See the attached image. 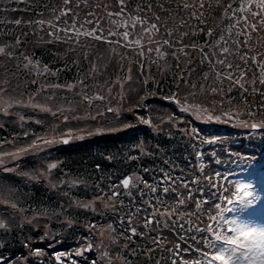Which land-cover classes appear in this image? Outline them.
Instances as JSON below:
<instances>
[{
    "label": "trees",
    "instance_id": "obj_1",
    "mask_svg": "<svg viewBox=\"0 0 264 264\" xmlns=\"http://www.w3.org/2000/svg\"><path fill=\"white\" fill-rule=\"evenodd\" d=\"M200 2L0 0V48L5 49L0 53V89L10 99L20 93L32 96L11 110L0 108V153L56 134L57 143L44 155L58 162V178L72 181L66 188L70 200L74 194L73 199H89L90 204L59 206L52 203L48 187L7 175L13 181L10 199H17L23 221L13 215L6 223L2 215L8 209L0 203V258L11 264H57L55 258L46 263L29 253L46 254L51 247L72 251L88 237L91 224L108 225L110 237L90 242L85 262L193 264L200 251L210 250L204 241L212 240L213 232L206 229L221 221L211 215L232 193L233 172L264 168V128L251 127L264 123V23L249 14L250 0H203V8ZM184 3L193 7L185 9ZM228 4L233 7L225 11ZM252 11L260 9L253 6ZM41 20L43 25L37 23ZM101 33L103 38L96 39ZM147 73L154 78L144 80ZM120 79L127 115L118 121L136 117L151 123L115 133L111 130L118 121L112 120L102 126L108 131L101 135L63 143V135H74L80 117L68 110L57 114L54 107L87 110L89 100L81 97L79 84L91 99ZM72 84L77 86L71 89ZM172 95L180 103L170 102ZM194 107L210 108L221 119L191 116ZM170 115L173 119H166ZM160 120L161 126L153 127ZM33 155L31 164L45 158ZM126 175L136 187H118ZM94 200L96 207L90 203ZM167 211L173 227L164 225ZM41 216L47 224H37ZM146 218L153 222L146 225Z\"/></svg>",
    "mask_w": 264,
    "mask_h": 264
},
{
    "label": "rangeland",
    "instance_id": "obj_2",
    "mask_svg": "<svg viewBox=\"0 0 264 264\" xmlns=\"http://www.w3.org/2000/svg\"><path fill=\"white\" fill-rule=\"evenodd\" d=\"M113 51L114 49L111 47L109 50V53ZM112 53V52H111ZM96 62V59H95ZM126 66L125 68H127ZM150 78H154L150 73H147L145 76H143L144 80H150ZM123 80V79H122ZM122 80L120 79L119 83L114 86V84H108L102 87L98 92L97 96L92 97L91 99L89 96H84L85 89L84 85L79 84L78 87L80 88L79 92L82 93L81 97H84V99L89 100L88 104L89 107L87 110H84L85 108L76 107L74 111V106H57L54 107L52 110L55 111V113H65V110H68L69 113L74 114L73 116H79L80 119L77 120L75 129L73 131V136L70 137L67 134L63 135L64 137L61 139L63 143H67L65 141L71 140V143H75V141L84 140L87 138H90L91 136L95 135H101L104 132L108 131L106 128L102 129V126L105 124V122H112L115 120H119L120 117L123 118V115H127V108H125L126 105V93L124 92V88H121L120 85L122 84ZM81 85V86H80ZM54 86V84L51 83L50 87ZM77 86L76 84L69 85V88H75ZM46 88H49L46 86ZM113 88V89H112ZM22 93L18 95V99H10L9 96H6V94L3 93L2 89H0V108L2 110L8 111L14 108L15 102L18 101V105L22 102H30V99L32 96L22 97ZM103 96L104 98L98 99L97 97ZM43 108L45 104L41 105ZM140 107V106H139ZM185 107H188L186 105ZM108 108L113 109V111L109 112L107 111ZM180 108L182 106L180 105ZM77 109V110H76ZM195 109V110H193ZM0 109V112L2 111ZM83 110L85 112H83ZM134 110V109H133ZM99 113H102V115H98ZM184 111V110H183ZM181 111L180 113H182ZM191 116H195L199 119L208 118V120H220L221 116L219 114H216L212 109H208L206 107H194L192 110H190ZM132 113V112H129ZM181 115V114H180ZM190 116V115H189ZM216 117H219V119H216ZM173 119L171 115L169 117H166V119ZM182 119L177 118L175 120V123L178 121L182 122L185 117H181ZM123 122H115V125L112 128L111 132H120L122 130H129L136 128V126H142L144 123H142L140 120L131 119L128 118L122 119ZM121 120V121H122ZM162 121H157L156 124L153 125H160L161 126ZM100 130V131H99ZM114 130V131H113ZM110 132V133H111ZM94 133V134H92ZM56 134H47L40 137H37L33 140L32 146H29L27 148H17L13 151L0 153V203L3 204L5 214L2 215L0 212V215L3 216V219L6 223L10 220V216L18 217V220L20 222L23 221L21 215L22 209L19 208V203L17 199L14 197V200H11L10 197H12V194L10 196L11 185L12 180L11 178L6 177L9 175L10 177L16 176L24 178L25 180L32 182L33 180L34 185L38 186L42 185L45 188H49L48 193L50 196H52V203H58L59 206L66 207L70 205V208L74 209L75 207H82L87 208L89 204V199H83L80 198L78 200L73 199L74 194L71 197V200L69 198V195L66 191L67 185L69 183L71 184L70 179H66L67 176H62L58 178L57 174L55 173V168L59 165L57 161H52V158H47L49 154L44 155L47 153L48 149H50L52 146H54L57 143V139L54 137ZM67 135V136H66ZM57 136V135H56ZM62 136V135H61ZM59 140V139H58ZM50 141V142H49ZM33 153H40V155L43 153L45 158H41V162L39 159H36L33 164L30 163L31 160L35 159ZM30 157V158H29ZM55 164L56 167L52 168L51 165ZM46 165V166H45ZM232 179V193H236L232 200L236 197L238 198L239 205H235V202L230 206V209L232 210V214L228 217H224L223 215V208H218L215 210V212L212 213L211 217L216 215V217L219 219L221 218V221L217 225H222V227H217V232L226 231V227H229L230 224H225V221H237L240 223H248L250 225L258 226V227H264V170L259 169H249V168H240L239 170L233 172ZM230 192V191H229ZM116 193V192H115ZM247 193V195H246ZM52 194V195H51ZM75 200V201H74ZM94 200L91 205L93 207H96L97 204H95ZM48 203L50 204V200H48ZM78 205V206H77ZM228 211V210H227ZM169 211H167L168 213ZM8 213V215H7ZM10 213V214H9ZM163 222L166 227L168 226H175V224L172 223L173 219L170 218L167 214H163ZM55 217V216H53ZM9 219V220H8ZM46 220V217L41 216V218H36L37 224H44ZM31 221V220H30ZM47 224V223H45ZM216 225V226H217ZM48 225H45V229L47 231ZM90 232L88 237L84 236L83 240H81V245L77 247L76 249L72 251L67 250H59L57 251L53 247L50 248V252L48 253H40V255H36L35 251H30L29 254H32V257L36 259H40L43 261H46V263L53 260L55 257V254L63 252L65 253V257H62L61 264H71V260H75L77 264H100L98 260L96 261H88L85 262L86 257V245H90L91 243H102V240L110 237V233L107 232L106 228H108V225H101V226H89ZM175 230V229H174ZM48 234V233H46ZM215 234V233H214ZM230 234V233H228ZM193 235H189V240L193 244L195 242V239H192ZM85 238V239H84ZM94 239V240H92ZM85 242V243H84ZM220 244H218L219 246ZM88 248V247H87ZM100 255H104L103 251H100L99 248H97ZM105 249V248H104ZM103 249V250H104ZM80 251L82 255L76 256L75 252ZM69 254H73L70 255ZM108 254V252H107ZM51 255V256H50ZM7 262H10L11 260H4L0 258V264H7Z\"/></svg>",
    "mask_w": 264,
    "mask_h": 264
},
{
    "label": "snow or ice",
    "instance_id": "obj_3",
    "mask_svg": "<svg viewBox=\"0 0 264 264\" xmlns=\"http://www.w3.org/2000/svg\"><path fill=\"white\" fill-rule=\"evenodd\" d=\"M68 0H65V3H67ZM121 3H123V0H120ZM211 6V5H209ZM253 6L255 8L260 9L259 12L252 11ZM193 7V5H189L187 3L183 4V8L187 9ZM199 8L205 7V4L203 0L198 5ZM232 4H228L225 11H229L232 9ZM237 10H240L239 8ZM247 10L249 11V14L253 17L260 16L262 18V23H264V0H258V3L256 0H250V3L248 4ZM112 15V14H110ZM119 15V13H117ZM158 19V18H157ZM248 17H245L244 20L247 22ZM16 24H20V20L15 21ZM37 23L43 25L44 21H38ZM51 23V22H49ZM252 29H255V25H250ZM152 28L155 29L156 26L152 25ZM51 35V33H50ZM108 35H115V33L109 32ZM171 35V33H169ZM211 35V33H209ZM123 36L125 39L128 36V33H123ZM96 39H102L103 34L97 35L95 37ZM19 43V41H17ZM136 43H139V41H136ZM165 43H168V41H165ZM194 47V45H193ZM157 52L160 51L159 48L156 49ZM203 51V50H201ZM224 52H227L228 49H223ZM5 49L0 48V53H4ZM10 56L11 53H8ZM27 59V57H25ZM31 63V61H29ZM39 62H37L38 64ZM220 63H224L223 61H220ZM28 65H25L27 67ZM35 66V65H34ZM230 67V65H229ZM44 71L47 72L48 69L45 67ZM229 79H231V76H229ZM264 83V81H262ZM56 87H59L57 85ZM215 91V89H213ZM98 99H103V96L97 97ZM170 102L173 103H180L179 97L172 95L170 97ZM184 111H188L187 108L183 109ZM107 111L111 112L113 109L108 108ZM98 115H102V113H99ZM216 119H219V117H216ZM144 124H150V120L145 119L143 120ZM252 128H264V123L256 124L253 123L251 125ZM50 142V141H49ZM67 142V141H65ZM52 168H55L56 165H51ZM134 178L129 176L124 179H122L120 185L118 187H122L124 189H131L136 187V183L133 182ZM140 183H144V181H140ZM186 186V185H185ZM150 191L155 192V188H150ZM170 191L169 188H164L163 192L167 194ZM119 195V193H113V196ZM247 195V193H246ZM179 204H183L184 200L179 199ZM197 207H199V204H197ZM217 208H219V205H216ZM139 211V210H138ZM167 215H171L170 212L164 213ZM153 216L155 213L152 214ZM153 220L151 218H146L145 224L152 223ZM225 224H230V226L226 229V231L217 232L211 225L208 226L206 229L208 232H215V241L220 242V245L218 246L216 243H214L212 240H205L204 243L207 247V249L210 250H204L200 251V258L195 260L193 264H264V227H258L254 225H250L248 223H240L235 220L233 221H225ZM217 227H222V225H217ZM109 228H111V225H109ZM131 232L133 235L136 234V229L132 228ZM230 233V234H228ZM91 245H88L87 250H91ZM36 255H40V252L38 250H34ZM65 253L60 252L55 254V260L57 261V264H61L62 257H65ZM71 254H69L70 257ZM76 256L82 255L80 251L75 252ZM7 264H10V262H7ZM71 264H77L75 260H71ZM95 264V262H94ZM182 264H188V261H183Z\"/></svg>",
    "mask_w": 264,
    "mask_h": 264
},
{
    "label": "water",
    "instance_id": "obj_4",
    "mask_svg": "<svg viewBox=\"0 0 264 264\" xmlns=\"http://www.w3.org/2000/svg\"><path fill=\"white\" fill-rule=\"evenodd\" d=\"M126 177H128V176H125L124 178H126ZM124 178H123V179H124Z\"/></svg>",
    "mask_w": 264,
    "mask_h": 264
}]
</instances>
